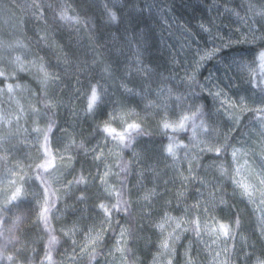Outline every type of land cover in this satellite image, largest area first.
<instances>
[{
  "label": "clouds",
  "instance_id": "1",
  "mask_svg": "<svg viewBox=\"0 0 264 264\" xmlns=\"http://www.w3.org/2000/svg\"><path fill=\"white\" fill-rule=\"evenodd\" d=\"M65 6L74 8L75 11L71 14H79L81 18L79 23L71 24L70 27L77 33L90 35L92 42L100 45L113 63L118 59L121 65L118 69V77L101 74L98 78L88 79L84 85H81L78 79L76 90L73 91L71 88L67 96H58L55 90H63L67 73L58 71L60 65L52 63V55L48 50L52 48V44L45 43L42 36L46 33L51 41L49 32V26H51L52 31L63 37L66 29L59 13ZM40 7H47L50 11L48 16L36 17V20H46L47 23L34 36L21 30L18 33H9L6 37H0V104L3 105L4 112L14 121L16 112L21 106L29 117L40 104L43 105V109L40 110H48L52 113L57 109H66L70 116L90 126L88 138L95 137L97 148L107 150L104 152L106 157L115 153L117 158H122L125 153H131L132 158L128 163L140 177L134 186L136 191L132 194L131 202H129L128 192L119 191L109 185V173L104 178L105 183H94L96 176L90 172L86 175L83 173L79 176L73 175L71 180L59 181L56 188L58 199L62 200L71 193H77L75 199L80 201L78 197L81 193L86 194V201L92 200V207L96 209V220L84 232L82 240L76 238V233L71 235V228L66 226L59 229L62 235L56 236L57 239L67 237L72 243L75 240L81 248L80 256L82 257H88L86 253H89L95 240V248L91 250L96 253V257H99L102 256L100 250L104 249L109 241H105V233L111 228L113 233L111 246L117 233L118 235L127 233L124 236L127 257L122 264H264V221L261 219L264 216V164H261L264 157H260L258 153L249 152L248 158L241 159L239 164L225 159L224 166L228 174L218 176L214 168L209 167L207 174L211 175V180L207 175L201 178L196 174L198 168L205 171L196 157H192L191 161L187 160L188 165L191 166L190 172L185 174L179 171L180 150L188 144H184L182 140L179 141L180 147L177 149L176 159L173 160L166 150L169 142L168 134L173 130L164 129L162 121L176 119L180 113L173 114L175 118H172L168 112L157 111L158 107L147 106L148 100H152L154 91L151 84L155 82L151 73L155 69L152 68L146 74V79L145 74L137 71V68L129 71L128 62L135 53L134 51L123 53L117 46L118 43H123L120 31L123 10L104 4L95 13L80 12L74 4H66L65 0ZM241 10L243 15L241 11H233V14L239 20L251 22L249 28L242 33V37L244 43L254 47V51L242 56L241 60L247 65V71L239 72V77L244 84L250 86L254 94L261 93L260 90L264 88V60L261 59L264 56V14H261L264 12V0H244ZM112 13L116 16L115 20L110 18ZM101 33H103L102 40ZM68 34L71 35V33ZM44 45H48V49H45ZM41 68L53 79L45 83ZM82 71L85 75L87 74L86 68ZM179 79L192 88L196 87L197 78L194 72L189 74L185 71L184 76H179ZM9 84L13 86L14 94L8 93ZM122 84L127 88H138V91L144 89V93L130 95ZM130 84H132L131 87ZM93 90L97 91L100 100L95 109L89 111L88 100ZM49 98L56 104V107L51 110H49ZM203 105L201 103V106ZM101 109L106 114L103 118H98ZM195 115L196 113H191V116ZM258 117L259 113H257ZM212 121L216 132L210 137V143L216 144L219 141L221 144H227L229 138L234 144L239 142V138L232 135V126L225 130L217 120L213 119V116ZM23 122L24 117L21 116V124ZM133 122L138 124L139 128L128 129V124ZM105 126L114 127L118 132L123 133L126 137L125 142L121 143L118 138L108 136L103 131ZM7 131L8 129L5 133ZM128 137L131 139L129 140ZM145 141L156 142L158 152L155 157L144 151L142 145ZM77 147L79 148V144ZM134 153H143V155L137 157ZM206 164L208 162H205ZM70 165L71 161L66 167ZM158 165L174 170L173 176L169 177L173 187L169 188L167 182L161 185L158 178H153L152 187L145 185L146 173ZM64 170L65 168L58 165L54 178ZM29 175L28 169H25V182L32 194L30 198L32 209L31 215L23 223L22 231L27 228L35 229L43 238V235L48 233L47 228L41 231L39 223L40 209L45 203L42 192L44 186L33 183L39 182L38 178L28 181ZM82 176L86 178L87 185L81 182ZM241 178H245L249 185L248 193L239 186ZM177 180L178 187L175 186ZM69 185H71L70 190ZM205 189H208L209 193L215 189L217 199L222 198L224 203L212 204L209 193L207 196L204 195ZM89 190H92V196L88 195ZM48 191H52L51 187ZM146 193L151 194V199L145 198ZM121 198L126 202V207L119 206L118 201ZM101 204L104 208L100 207ZM54 207L55 205L49 210L51 219H57L52 212ZM130 208L132 210H129ZM205 208L208 209L207 212L204 211ZM222 209L231 214L221 215ZM105 210L111 213L110 217L106 215ZM118 213L123 214L119 220ZM214 221L216 225L220 223L228 225L229 234L225 236L219 233L218 228L215 233L209 232L206 226L212 225ZM162 223L163 230L159 227ZM198 223L204 224L205 227L197 228ZM206 237L211 240V244ZM165 243L168 245L167 248L164 246ZM116 247L120 245L117 244ZM115 250L113 248V252ZM32 251L36 249L32 248ZM46 253L53 259L49 260ZM2 255L4 259L0 260V264H14V262L18 264L13 253ZM121 255L123 256L124 253ZM103 258L104 260L108 258L107 252L103 254ZM38 264H66V261L54 258L53 252H49L45 243L43 255L40 256Z\"/></svg>",
  "mask_w": 264,
  "mask_h": 264
},
{
  "label": "trees",
  "instance_id": "2",
  "mask_svg": "<svg viewBox=\"0 0 264 264\" xmlns=\"http://www.w3.org/2000/svg\"><path fill=\"white\" fill-rule=\"evenodd\" d=\"M58 2L59 0H0V37H6L9 33H18L21 30L34 36L47 23L46 20H36L37 5L44 6ZM65 3L74 4L80 12L88 13L97 12L104 4L123 10L120 30L123 43H118L117 46L122 49L123 53L130 51L135 53L128 62L129 71L134 68L148 69V72L152 68L155 69L151 73L155 82L151 84L154 90L152 100L157 99L156 92L159 89L171 90L172 98L165 97V99L169 106L167 112L172 118H175L173 114H179L181 111L176 97L182 96L185 100L184 109L190 108L193 101L196 102L197 107L203 103L205 111L213 114V119L217 120L218 124L226 130L227 127L232 126V122L224 115L223 111L216 114L218 104L213 100L210 90L214 92L217 88H221L233 100H239L240 96H244L249 102L259 103L264 99L261 93L254 94L250 86L243 83L239 77V72L242 71L236 67V63L242 61L241 58L244 54L254 51V47L244 43L242 37V33L249 28L251 22L246 23L243 19L239 20L233 14V11H241V15H243L241 9L244 0H65ZM42 11L48 16L50 9L42 7ZM201 24H205L209 31H203L200 28ZM65 29L61 38L60 34L52 31L49 26L52 48L48 49V45H44V48L51 52L52 63L60 65L57 70L67 73L63 90L56 89L55 94L67 96L71 88L74 91L78 87V79L80 84L84 85L88 79L98 78L101 74L118 77L120 60L117 59L113 63L107 57L105 50L92 42L90 35L77 33L69 24H65ZM100 39H103V33L100 34ZM206 53H210L211 57L205 58ZM63 56L69 58V63L62 62ZM242 62L244 63V61ZM105 65L109 66L111 75L104 72ZM85 68L87 69L86 75L82 71ZM185 71H188L189 74L195 73L197 78L195 88L179 79V76H184ZM243 71H247V68ZM148 72H142L145 74V79ZM129 86L131 87L132 84ZM136 90L139 89L136 88ZM73 105L75 106V101ZM38 107L43 109L42 104ZM157 111L164 112V109L158 107ZM105 114V111L101 109L98 118H103ZM33 120L35 124H33ZM33 120L21 124L20 134L12 137L11 143L8 144V155L12 152V147L15 146V148H19L18 155L23 162L27 158V162L34 160L39 153H37L35 143L37 134L32 131V128L34 126L46 128L48 122L54 120L53 133L50 135L51 153L57 157V165L65 170L59 172L54 178L56 182L53 184V190L58 187L61 180H71L73 175L79 176L82 173L86 175L89 172L97 177L103 175L107 167L111 169L108 175L109 185L119 191L128 192L129 202H131L132 194L136 191L134 186L137 179L140 178L128 163L132 158L131 153H125L122 158H117L113 153L106 159L95 160L92 151L85 154L77 146L69 148L68 145L74 138L76 145L82 142L85 148L95 149L97 153L100 150L107 151L104 148H97L95 137L88 138L90 126L77 120L76 117L70 116L66 109H57L54 113L41 110L38 115L33 117ZM190 123L198 124L199 121H190ZM6 130L7 128L3 131ZM191 132L192 128L189 127L186 132L179 134L180 140L184 144L189 143ZM258 132L259 125L256 122V116L248 112L241 117L240 124L233 128L232 135L243 142L247 141L248 137L258 140ZM27 142H30V148L26 147ZM142 147L149 155L153 157L157 155L158 148L155 141H145ZM27 151L29 153H26L27 156L24 154L26 157L24 159L22 155ZM193 151H198V149H193ZM61 155L65 157L63 161L59 159ZM68 156H71L70 167L65 166L69 164ZM180 159L179 171L187 174L189 165L183 149L180 150ZM228 159L231 160L230 155ZM210 160L211 154H202L200 157L201 165H205V162H210ZM154 169L155 172L152 170L146 173L147 179H144V183L147 187L153 186V174L160 175L158 179L161 185L167 182L169 188L173 187L172 181L169 179L173 176V169L164 165H158ZM196 174L201 178L207 175L209 180L212 179L211 175L206 174L202 168H198ZM33 183H36L37 186L39 184V182ZM94 183H99V181L96 180ZM175 186H179L178 180ZM208 193L209 190L205 189L204 195L207 196ZM75 195L77 193H71L62 200H57L52 210L57 219H51V214H49L47 226L41 223V231L44 228L48 229V233L44 234L43 238L41 233L35 229L27 228L22 231L23 224L14 226L18 215L22 214L25 219L31 215V199L22 200L16 207L0 212V254L13 253L18 264H38L40 256L43 255L44 244L49 245V233L59 237L62 235L59 229L63 226L68 228L75 226L77 229L76 238L82 240L84 232L96 220V209L92 207V200L77 201ZM88 195L92 196V190H89ZM230 214L226 210H221V215ZM122 215V213H118L117 219L119 220ZM112 236V231H108L105 241H109L105 245L104 252L101 253L102 256L96 257L91 262L88 257L76 256L80 247L78 243L73 245L67 237L59 239L58 243L53 246L54 258L66 261V264H97V261L98 264H105L103 254L111 247ZM22 242L23 247H21ZM32 248H35L36 251L33 252ZM69 256L76 258L69 260Z\"/></svg>",
  "mask_w": 264,
  "mask_h": 264
},
{
  "label": "snow or ice",
  "instance_id": "3",
  "mask_svg": "<svg viewBox=\"0 0 264 264\" xmlns=\"http://www.w3.org/2000/svg\"><path fill=\"white\" fill-rule=\"evenodd\" d=\"M74 8H70L69 6H65L61 9L59 13L60 19L65 24H77L80 22V16L79 14L73 15L69 14L74 12ZM37 12L38 14L35 16H46L45 13L42 11V7L37 5ZM261 14H264L262 12ZM110 18L115 20L116 16L114 13L110 14ZM200 28L203 31H209L208 27L205 24H201ZM42 39L45 41V43H51L49 41L47 34L45 33L42 36ZM211 54L206 53L205 58H210ZM262 60H264V56L261 57ZM63 63H69V58L67 56L62 57ZM139 63V61H137ZM236 67H238L241 71H243L245 68H247V65L245 63L237 62ZM41 71L44 73V81L47 83L49 80L53 79V77L45 71L43 68H41ZM137 71L140 72H148V69L144 68H137ZM104 72L111 75V70L109 66L105 65ZM122 87H125V90L128 91L130 95H142L144 93V89H141L140 91H137L135 88H127L125 85L122 84ZM262 96H264V88L261 90ZM8 93L14 94L13 86L11 84L8 85ZM210 94L212 95V98L214 101L217 102L218 107H216V114H219L221 111H223L224 115L231 120L232 122V128L237 127L240 124L241 117L248 113L251 110V113H253L254 116H256V122L259 125V132H258V141L257 140H251V141H239L237 143H232L231 139L229 138V141L227 144H221L219 141L216 142V144L210 143V137L215 134L216 129L213 126L212 116L211 113H206L203 106L197 107V104L195 101H193L190 108L184 109L183 104L185 103V100L182 96H177L176 101L181 107L180 116L176 117V119H166L162 121V126L164 129H172L173 131L168 134V145H167V153L169 156L175 160L177 149L180 147L179 141H180V133L185 132V129L188 130L189 127L192 128L191 136L189 137V143L187 147H184L183 150L185 152V159L188 161H191L192 157H196L197 161H200V157L202 154H211V160L206 165H202V167L205 169V173L207 174V170L209 167L214 168L216 174L218 176H225L228 173L225 170L224 166V160L228 159L229 155L231 157V160L239 164L241 159H247L249 152H252L253 154H259L260 157H264V99H262L259 103H253L249 102V100L241 96L239 100H233L223 89L217 88L214 92L210 90ZM157 99L155 101L149 99L147 106L149 108H157L162 107L165 112L168 111V103L165 97L167 99L172 98V92L168 89H159L156 92ZM100 97L98 96L97 91L93 90L89 100H88V110L93 111L97 104L99 103ZM49 104V110L54 109L56 107V104L49 98L48 100ZM258 105V106H257ZM199 108V111H198ZM41 110L39 109L38 105L36 109H34L33 114L31 117H29L28 113L24 112L23 106L18 108L15 120L9 118V115L6 114L3 110V105L0 104V212L5 211L9 208H14L17 205L20 204L22 200H27L31 198V193L28 190V185L25 182V169H28L30 175L27 177L28 181L35 180L36 178L39 179V183L43 185L42 192L44 193L45 203L40 209L39 213V223H43L45 226L48 224L49 219V210L53 207V205H56V202L58 200V193L56 192V189L53 190V184L56 182L54 180V173L57 172L58 165L56 163L57 157L52 155L51 148H50V135L53 133V126L55 125L54 120H50L48 122V125L46 128H40V127H33L32 131H34L37 134L36 137V150L39 155L34 159L30 160L28 163L22 162H16L9 167V159H8V144L11 143V138L18 136L21 131V116L24 117V122H27L28 120H33V117L35 115H38ZM185 113H189L188 115H185ZM191 113H196V115L193 117L191 116ZM257 113H259V117L257 118ZM198 120V124H191L190 121H196ZM33 124H35V121L33 120ZM7 128L8 131L5 133L3 130ZM139 128V125L136 123H130L128 124V129H137ZM26 131V129H25ZM103 131L110 137H116L119 139L121 143H124L126 140V137L123 133L118 132L116 128L111 126H105ZM42 137V140H41ZM130 140L131 137H128ZM77 146L76 141L73 138L71 144L68 145L69 148ZM79 148L82 149L85 154H88V149L85 148V145L81 142L79 144ZM193 149H198V151H193ZM113 154V153H111ZM115 154V153H114ZM92 155L95 160H101L102 158L106 159V155L103 150H100L98 153L95 149L92 150ZM117 155V154H115ZM135 156L141 157L143 153H134ZM61 161L65 159L64 155H61L59 157ZM71 161V156H68V162ZM261 164H264V159L261 160ZM67 166V165H65ZM111 171L109 168H105V172L103 175H98L96 177V180H98L100 183H105V176ZM155 172V169H153ZM191 171V166L188 167L187 172ZM183 172V171H181ZM20 178L19 180L17 178ZM81 182H83L85 185H87V180L83 176L81 177ZM201 183L203 184L204 181L202 180ZM240 188L245 192H249V185L246 182L245 178H241L239 181ZM51 187L52 191H48V189ZM69 190L71 189V185L68 186ZM210 202L212 204H223L224 201L222 198L217 199V193L215 189H213L210 193ZM146 199H151V194L146 193L145 195ZM80 201H86L87 196L84 193H81V195L78 197ZM119 206L123 205V207H126V202L121 198L118 201ZM101 208H104V205H100ZM106 215L110 217L111 213H108L107 210ZM205 212L208 211L207 208L204 209ZM262 221H264V216L261 217ZM25 221V217L21 214L16 217V220L14 222V226H19L23 224ZM161 230L164 229V224L162 223L159 225ZM197 228H203L205 227L204 224L198 223L196 225ZM207 230L211 233H215L217 228L219 230V233L227 236L229 234V226L220 223L218 225L215 224V221L212 225L206 226ZM111 228L108 229L110 231ZM77 229L75 226H73L70 230L71 235H75ZM107 233H105L106 236ZM50 239H49V245L48 250L49 252H53L54 248L53 246L58 243V239L55 235H52L49 233ZM127 235V233H121L114 237V242L111 247L107 250V259H105V264H122V261L127 257V253L125 251V243H124V236ZM77 242L73 240V245H76ZM120 245V247H116V245ZM165 248L168 247L167 243H165ZM95 248V240H93V243L91 245V248L89 249V253H86L88 255L89 261H93L96 258V253L93 252L91 249ZM113 248H115V252H113ZM75 251V249H74ZM101 253L104 252V249L100 250ZM81 248L78 253H76V256H80ZM121 253H124L122 256ZM218 255V254H217ZM46 256L49 260L53 259L51 255H48L46 253ZM75 256H69V260H75ZM4 257L2 254H0V260H3ZM11 257L9 260L11 261ZM98 264V261H97Z\"/></svg>",
  "mask_w": 264,
  "mask_h": 264
},
{
  "label": "rangeland",
  "instance_id": "4",
  "mask_svg": "<svg viewBox=\"0 0 264 264\" xmlns=\"http://www.w3.org/2000/svg\"><path fill=\"white\" fill-rule=\"evenodd\" d=\"M251 140H257V138H249L248 137V140L247 141H251ZM30 145H31L30 142H27L26 147L27 148H30ZM18 151H19V148H17V147L15 148V146L12 147V152L10 153V155L12 156V158H11L10 155H8L9 164H10L9 167H11V165L13 163H16V162H22V164L23 163H28L27 162L28 161V158H27V160L25 162L22 161L21 157L18 155ZM26 153H29V152L27 151V152L23 153L22 157H24V159L26 158L25 156L28 155ZM24 154H26V155L24 156ZM160 174H162V172H160ZM158 176L160 177V175H158V174H153L152 175V180H153V178H159ZM206 239H208V238L206 237ZM208 243L211 244V240L210 239H208Z\"/></svg>",
  "mask_w": 264,
  "mask_h": 264
}]
</instances>
